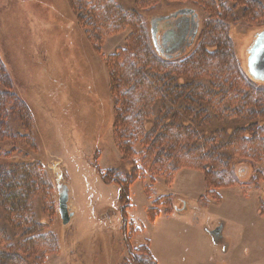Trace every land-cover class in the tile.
<instances>
[{
	"label": "rangeland",
	"instance_id": "1",
	"mask_svg": "<svg viewBox=\"0 0 264 264\" xmlns=\"http://www.w3.org/2000/svg\"><path fill=\"white\" fill-rule=\"evenodd\" d=\"M260 3L263 9L258 7L260 13L253 16L244 14V6L236 0H0V61L12 76L13 90L30 111L27 130L36 136V145L20 144L27 147V160L44 163L48 173L44 182L43 170L37 167L35 187L27 185L34 190L30 213L24 221L17 218L11 223L7 235L0 234V247L18 254L11 264H136L139 260L149 264L147 246L155 251L158 264H242L240 258L229 256L231 252L221 256L205 249L201 232L222 249L205 224L224 225L232 248L241 252L243 233L248 232L247 226L255 225L249 210L255 201L256 210L258 197H264V129L253 142L231 148L229 173L234 179L222 178L219 189L206 188L198 196L199 204L209 207L205 218L210 221L206 223L201 218L194 220L202 217V211L191 208L179 214L173 207L177 198L176 204L183 210L182 200L194 203L199 188L209 186L202 170L183 161L188 156L181 159L176 153L154 166L135 156L133 160L138 159L143 169L137 171L138 179L129 188L128 206L121 202L118 184L107 183L101 172L120 165L132 169V163H124L120 146L123 129L112 127L117 97L112 74L130 67L131 48L142 41L137 36L147 33L153 47L154 61L144 58V68L184 80L211 82L217 78L225 94L216 99L218 105L232 109L241 104L250 87L255 91L249 81L264 88V80L253 79L247 67L250 47L264 31V0ZM188 7L197 11L200 31L189 50L167 58L153 45L151 20ZM225 9L235 12L227 16V27L216 21ZM161 26L167 23L162 21ZM207 26L215 31L222 28L231 44L219 33L222 44L213 40L216 45ZM200 45L204 47L201 51L197 49ZM121 88L123 92L124 86ZM252 97L250 94V100ZM254 97H262L264 105L263 89L254 92ZM260 122L264 126V116ZM170 164L180 167L175 174ZM58 183L69 188L74 216L68 225L59 212ZM3 224L9 222L1 221ZM16 225L19 230L15 233ZM31 250L35 253L30 254ZM260 254L261 259L258 255L245 257V264H259L264 260V248Z\"/></svg>",
	"mask_w": 264,
	"mask_h": 264
},
{
	"label": "trees",
	"instance_id": "2",
	"mask_svg": "<svg viewBox=\"0 0 264 264\" xmlns=\"http://www.w3.org/2000/svg\"><path fill=\"white\" fill-rule=\"evenodd\" d=\"M236 2L244 6L242 9L244 14L250 13L255 16L260 13L258 7L263 9L260 0H236ZM233 13L235 12L225 9L224 13L217 15V25L221 22L227 27V16ZM210 28L207 26L213 37L210 39L220 43L221 46L219 33L224 34V30L218 28L215 31ZM224 35L231 44L228 35ZM137 37L142 41L140 46L136 41V47H130L132 55L129 58L135 61L132 59L126 71L112 74L116 87L114 91L117 94L114 128L119 130L118 126H121L123 129L120 132V146L125 155L124 163H132V169L129 171L126 168V170L112 168L103 173L102 178L107 183L121 186V202L123 206H128L129 186L138 179L137 171L143 169L138 159L135 161L133 158L140 156L143 158L142 161H151L154 166L162 165L176 156V153H180L182 158L178 155V159L188 156L183 159L189 161L186 165L198 167L205 173L208 188L214 191L219 189L218 181L222 178L228 179L225 177L231 180L232 175L230 176L229 173L231 148L244 142H253L252 139H256L255 137L264 129L260 122L261 117L264 116V105L260 103L262 97H254V92L257 94L264 88L257 87L249 81L255 91H251L250 87L248 89L250 92L244 94L239 106L232 109L229 105L220 106L216 99L225 94L217 78L210 80L211 82L192 80L188 77L184 80L179 79L181 76L175 77V74L174 76L171 73L157 74L153 69L144 68L146 66L143 63L144 58H147V62L154 61L153 47L148 43L147 33ZM201 47L200 45L197 49L200 50ZM203 49L204 47L201 50ZM221 52L225 55L227 50L223 48ZM140 64L144 66L140 68ZM6 67V64L3 65L0 61V151H3L2 157L0 156V222H9V225H0V234L5 235L8 234L11 223L17 218L19 221L21 219L24 221L25 215L30 213L29 207L34 190L27 188V185L35 187L39 177L37 174L41 169L44 182L46 178L48 179L44 163L36 159L27 160V147L25 149V146L20 144L32 143L34 146L36 136L34 137L33 133L31 135V130H27V126L31 124L28 116L30 111L24 100L13 90L12 76L10 78ZM122 86H124L123 92H121ZM209 88L214 90L210 91ZM250 94L253 96L251 100ZM157 97L160 99L157 100ZM251 133L254 138L249 136ZM125 140L130 142L122 144ZM169 167L173 174L180 168L175 164H170ZM173 207L176 211L177 206ZM260 209L263 213L264 202L261 203ZM35 226L30 225V227ZM13 228L11 229L14 230ZM15 228H17L14 230L16 233L19 227L16 225ZM27 232L33 231L27 230ZM147 249L151 253L149 264H157L149 246ZM34 253L31 250L30 254ZM16 255L18 254L12 255L9 249L0 247V264H11V261L16 259ZM136 264L146 263L139 260Z\"/></svg>",
	"mask_w": 264,
	"mask_h": 264
},
{
	"label": "crops",
	"instance_id": "3",
	"mask_svg": "<svg viewBox=\"0 0 264 264\" xmlns=\"http://www.w3.org/2000/svg\"><path fill=\"white\" fill-rule=\"evenodd\" d=\"M179 172H181V171H179ZM206 188H208V186H206V185H203V188H199L200 189L199 195H197L194 198H192V200L195 199L194 203L191 202V201L189 203V200L184 198L185 201L184 200L181 201V206H184L183 210L180 211V212L175 211V213L183 214V211L187 212V211H189L192 208V209H195V210H197L199 212L202 211V217L196 216V218L194 219L195 222H196V219L200 220V218L204 219L205 223H206V221H210L209 218H205V217H207L206 212L209 209V207L208 206L207 207L201 206L199 204L198 199H197L198 196H201L205 192ZM172 191L176 192L175 194L182 195L181 193H179V191H177L176 188H175V190H174V188H172ZM248 198H250V197H248ZM244 202L245 201L239 202V203L241 204V203H244ZM176 203H177V199H175L173 201V206L177 205ZM254 204H256V201L254 202ZM254 204H252L254 207H252V210H249V212H252V215L255 216V218H254V220H255L254 224L255 225H254L253 228H250L249 226H247L248 227V232L243 233L242 242L244 244V247H242L241 252H240V249H235L234 250V248H232V245L234 243H232V242H230L228 240V236L229 235L225 232V226L224 225H223V229H222V232H221L222 234L220 235V237L218 236V238L220 239V242L222 243V246H224L222 249H220V247L218 245L217 246L212 245L209 242V240H208V238H209L208 235H206L204 233V231H203V233L201 232L203 242L206 243V248L205 249L211 250L212 252L214 251L216 254H220L221 256H227L231 252L229 254V256L232 257V259L235 258V257L240 258V259H237V260L241 261L242 264H245V257H247L248 259H251L252 255L253 256L254 255H258V256H260L259 259H261L260 251L264 248V212L262 213L261 209H260V205H261L260 197H258V199H257L256 210H255V205ZM175 213L170 214V216L171 215L173 216V214H175ZM158 216H160V215H158ZM156 218L154 219V221L156 220ZM154 221H151V222H154ZM248 221H246V222H248ZM205 225L209 226V227H206V230L209 233L210 232L209 230H211L210 228L216 227L217 223H214V224L213 223H207ZM212 237L216 238V236H212ZM203 250H204V248H203ZM223 251H224V253H223ZM153 253H155V251H152V254ZM253 258L254 257H252V259ZM157 264H158V261H157ZM259 264H264V260H261V262Z\"/></svg>",
	"mask_w": 264,
	"mask_h": 264
},
{
	"label": "water",
	"instance_id": "4",
	"mask_svg": "<svg viewBox=\"0 0 264 264\" xmlns=\"http://www.w3.org/2000/svg\"><path fill=\"white\" fill-rule=\"evenodd\" d=\"M192 14V26H193V34L190 38L187 39V45L183 47V49L180 50L177 54H169V52L166 50L165 46L163 45L162 41L158 38V22L162 23V21L165 23V20L171 19V18H179L178 16L181 15H191ZM195 18H199L198 13L194 8L188 7V8H180L170 14L166 15H160L155 16L151 20V34H152V40L153 44L156 48V50H160L161 53H163L167 58H174V57H180L183 52L186 50H189V48L194 44L195 38L197 36V27L199 26L198 20L196 21ZM171 21V20H170ZM176 20L172 19L171 23H175ZM191 22V21H190ZM168 24V23H167ZM161 27V24L159 25ZM159 27V28H160ZM258 40L259 42L253 45V49L250 48V56L248 58V70L251 76L256 80H264V31L258 33ZM58 192H59V212L62 218V222L64 225H68L73 216L74 212L70 210L69 208V200H70V194H69V188L63 184L58 183L57 184ZM177 206V205H176ZM177 212L182 211V208H176ZM217 231H210V235H214Z\"/></svg>",
	"mask_w": 264,
	"mask_h": 264
},
{
	"label": "flooded vegetation",
	"instance_id": "5",
	"mask_svg": "<svg viewBox=\"0 0 264 264\" xmlns=\"http://www.w3.org/2000/svg\"><path fill=\"white\" fill-rule=\"evenodd\" d=\"M178 10V9H177ZM176 11V10H175ZM174 12V11H173ZM197 12V11H196ZM172 13V12H171ZM179 18H171L168 20H165V23H168L167 26L164 27H160L159 25L161 24L160 22H158V38L162 41L163 45L165 46L166 50L169 52V54L173 55V54H177L178 52H180L181 49H183L184 46L187 45V39L189 38L188 36H192L193 34V26L192 24V14L191 15H181L178 16ZM172 19H175L176 22L175 23H171ZM171 20V21H170ZM195 20H198V24L199 26L197 27V31H200V20L199 18H195ZM191 21V22H190ZM160 27V28H159ZM151 32V31H150ZM199 33V32H198ZM197 33V34H198ZM152 37V34H151ZM197 37V36H196ZM196 39V38H195ZM153 41V40H152ZM259 40L258 38L254 41V43L252 44L251 47H253V45H255L256 43H258ZM195 43V41H194ZM250 47V48H251ZM253 49V48H251ZM249 56H250V50H249ZM248 56V58H249ZM88 64H86L87 66ZM247 67H248V61H247ZM249 71V70H248ZM88 74V73H87ZM250 74V73H249ZM89 75V74H88ZM251 75V74H250ZM262 81V80H260ZM116 100L114 101L113 105H114V110L113 113H115L117 105H116ZM114 125H115V120L112 122V127L114 129ZM102 152V150H100ZM95 160L99 159V153L97 150L95 151ZM117 169V170H126L127 168L123 166H115V167H110L108 168L105 172H101V176L103 173H106L108 170L110 169ZM126 168V169H125ZM100 171V170H99ZM133 185V183L131 184ZM131 185L129 186V188H131ZM120 188L121 186L118 185ZM262 200V201H261ZM260 202H264V197H262L260 199ZM179 206H177L178 208ZM176 209V208H175ZM211 230L209 231H217L214 235L212 236H216L215 240L217 242L220 243V239L218 238V236L220 237V235L222 234V229H223V225L219 224L214 228H210Z\"/></svg>",
	"mask_w": 264,
	"mask_h": 264
},
{
	"label": "bare ground",
	"instance_id": "6",
	"mask_svg": "<svg viewBox=\"0 0 264 264\" xmlns=\"http://www.w3.org/2000/svg\"><path fill=\"white\" fill-rule=\"evenodd\" d=\"M264 79V78H263Z\"/></svg>",
	"mask_w": 264,
	"mask_h": 264
}]
</instances>
